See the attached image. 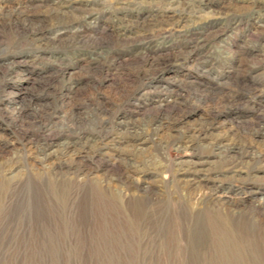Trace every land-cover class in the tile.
<instances>
[{
	"label": "rangeland",
	"instance_id": "374dc122",
	"mask_svg": "<svg viewBox=\"0 0 264 264\" xmlns=\"http://www.w3.org/2000/svg\"><path fill=\"white\" fill-rule=\"evenodd\" d=\"M263 131L264 0H0V264H191L217 195L264 228Z\"/></svg>",
	"mask_w": 264,
	"mask_h": 264
},
{
	"label": "bare ground",
	"instance_id": "6f19581e",
	"mask_svg": "<svg viewBox=\"0 0 264 264\" xmlns=\"http://www.w3.org/2000/svg\"><path fill=\"white\" fill-rule=\"evenodd\" d=\"M50 145H51L50 143H46L45 147L43 148L41 147V152L44 155L46 154L48 155L47 150ZM71 145L72 144L68 143L66 147H70ZM217 145H218L217 146L218 155L225 156L228 155V153L233 150V147L228 146L227 144L226 145L220 143L218 144L217 142ZM251 151L253 150H250V152ZM247 153L249 155V152ZM263 157H264V153L252 152L251 155V159L253 161L256 160V162L259 161L257 159H261ZM226 159L227 158H225L226 161V164L224 166L226 168L225 170L231 173H237L239 170L238 169L239 161L234 157L233 159L228 161ZM196 172H197L196 174L197 176L189 180L190 183L196 186L200 185L198 181H202V180L204 181L208 179L213 180L212 178H210L208 173L201 174L202 172L199 170H196ZM222 185H223L222 183L216 185L215 191L218 190L219 192L220 187ZM215 193L214 196L216 195ZM223 197L224 196L222 195H217L215 196V199L217 200V202L219 201V203L223 201L225 205L229 204L230 203L229 200H223L224 199ZM199 201L197 204L200 203ZM262 201L264 202V200ZM217 202L212 200L210 204L209 203L207 204L202 200L201 203L203 207L201 209L193 210L192 220L190 224L187 223L188 221L186 223L181 222L182 219L178 217V219L179 218L181 219L178 220L181 222V223L179 222L180 223L179 230L181 232L179 231L180 234H176L177 236L174 237H178L180 240L185 241L184 244L186 246L185 245L184 246L186 249L185 248L182 249H185L189 253L191 260L190 263L191 264H264V228L262 227L261 224L262 218L260 217V215L257 216V218L246 217L245 215L239 216L238 214L239 212H242V209L237 206L236 208H234L235 210L233 209L234 213H232L231 210H229L230 208L229 209L227 208L226 209L227 211L225 213H221L214 210V206L217 205ZM176 226L178 225L176 224ZM174 240L175 243L177 240L175 238ZM178 242H176V247L178 245L177 244ZM181 243L182 242L180 241V244ZM180 246L184 247L183 244H181ZM185 254L186 253H184V256L182 257V262L186 258Z\"/></svg>",
	"mask_w": 264,
	"mask_h": 264
}]
</instances>
